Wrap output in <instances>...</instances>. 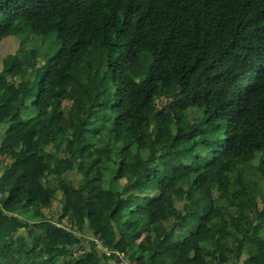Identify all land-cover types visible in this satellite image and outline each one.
<instances>
[{"label":"trees","instance_id":"trees-1","mask_svg":"<svg viewBox=\"0 0 264 264\" xmlns=\"http://www.w3.org/2000/svg\"><path fill=\"white\" fill-rule=\"evenodd\" d=\"M16 29L0 157L29 134L23 158L42 171L0 176V264H264V196L244 186L264 151V0H0V42ZM50 179L57 221L32 215L50 206Z\"/></svg>","mask_w":264,"mask_h":264},{"label":"rangeland","instance_id":"rangeland-1","mask_svg":"<svg viewBox=\"0 0 264 264\" xmlns=\"http://www.w3.org/2000/svg\"><path fill=\"white\" fill-rule=\"evenodd\" d=\"M18 33V30L16 29L15 31V34L11 37H8L6 39H4L3 41L0 42V61H2L4 58H6L8 55H13L16 53V51L18 50L19 48V44H20V39L19 37L16 35ZM50 41H48V43H41V42H38L36 45H38V47L40 48V51L42 54L46 53L47 52V47L50 51V53L52 54L55 49L57 48L56 47V44H55V37L53 36L52 38L49 39ZM31 46H34V43L31 44ZM48 51V52H49ZM43 65V68L38 72V74H36V77H42L47 69H48V65L47 64H42ZM169 100H166V99H162V100H158L157 103H156V107L157 109H165L167 107V105L169 104ZM72 103L71 101H65L63 102L62 104V107L64 109V112L65 114H68L69 112V109L71 107ZM83 118V115L79 116V115H76L73 120L76 122V124H79L81 122ZM1 129H4L1 128ZM29 135H26V138H27V142L26 143H23V138L20 142V144L22 143L23 144V149L21 150L22 152H20V154H18L14 159L16 160L15 161V165L18 166V167H25L27 165V162L29 161L28 160V157H25L23 158V155H27L29 154L31 151H32V144L30 142V139H29ZM29 140V141H28ZM84 150H88V147L86 146L84 148ZM178 150L177 149H172L171 152L174 153ZM19 153V152H18ZM32 156V160H31V163L32 164H35V159L33 158L34 155L31 153L29 157ZM26 158V159H25ZM13 159L9 158V159H6V158H1L0 157V176L2 175V170H4V168H6V166L8 164H10V162H12ZM22 162V163H20ZM261 162H263V164H261ZM176 159L174 157V155H171L169 157H167L166 159H164L162 161V165L166 168V171L168 172L169 175L172 174V171L175 169V166H176ZM253 164H254V167H255V171L257 173L258 176H252L250 177L249 179H246V181L244 182V186L249 189L250 191H252V193H257V192H261V195L264 196V151H262L261 153H257L256 156H255V159L253 160ZM39 171H33V175L34 176H38L39 178ZM93 172H90V171H83L79 174H75V173H72L70 174V178L75 181V184H80V183H85L86 180H88V176L90 174H92ZM52 180L53 179H50L49 181H44V188L46 189H49V190H53L55 192V198L53 199V202H52V205L51 207L47 208V209H37V212L39 214L38 218H44V219H52L54 221H57L58 217L60 216V211H61V198L62 196L59 194L58 192V189L55 188V186H53L51 183H52ZM125 193H135L134 191L131 190V188L128 187V189H125ZM258 201V208L259 210H262L263 209V206H264V202L261 200V196L259 197V199L257 200ZM183 203L185 202H177L175 204V207L178 209V210H181L182 209V205ZM32 212V209L24 212V213H21V216L23 217H26L27 214H31ZM76 218H81L79 214L75 215ZM83 220V219H82ZM63 225L69 229V230H74V227L71 226L68 221L64 222ZM173 225L172 221L168 224H166V227L167 228H170L171 226ZM85 244L84 246L86 247L88 245V242L89 241H94V237L91 235V233H86V236H85ZM98 246L99 249L102 250V253L106 255L105 251L101 248V246L99 245L98 242H95ZM85 249V248H83ZM81 252L83 251H77L73 257L81 254ZM107 256V255H106ZM72 257V258H73ZM71 258V256L69 257H65V258H62V259H59L57 261L56 264H64L66 262L69 263V259Z\"/></svg>","mask_w":264,"mask_h":264},{"label":"crops","instance_id":"crops-1","mask_svg":"<svg viewBox=\"0 0 264 264\" xmlns=\"http://www.w3.org/2000/svg\"><path fill=\"white\" fill-rule=\"evenodd\" d=\"M4 127V129H0V142L4 139V134H5V130H6V126L5 125H2V127L1 128H3ZM26 135H29V134H25V136L24 137H22L23 138V143H26V141H27V138H25L26 137ZM22 138L21 139H19V141L17 142V145H16V147H15V151H14V153L12 154V156H11V159H13L12 160V162H10V164H8L7 166H6V168H4V170H8L9 168H10V165H11V163H15V161L16 160H14V159H16L15 157L18 155V154H20V152H22L21 150L23 149V144L21 143L20 144V142H21V140H22ZM19 152V153H18ZM23 153V152H22ZM25 153V152H24ZM23 153V154H24ZM34 159H35V164H32L31 163V160H32V156L31 157H28V164H30V165H32V167H33V169H32V175H33V171H39L40 173H41V171H42V166H41V164L39 163V160H38V158L36 157V156H34L33 157ZM14 166L16 167V168H18V169H20L18 166H16L15 164H14ZM4 170H2V172H4ZM40 173H39V175H40ZM33 177H35V178H37L38 179V176L36 175V176H34L33 175ZM43 185H44V183H43ZM46 190H48V191H52V192H54L53 190H49V189H47L46 188ZM55 193V192H54ZM60 194V193H59ZM61 195V194H60ZM55 196L56 195H54V197L52 198V200H51V203H50V206L49 207H51V205H52V202H53V199L55 198ZM62 196V195H61ZM48 207V208H49ZM45 209H47V208H45ZM31 215V214H30ZM35 218H38V216H39V214H38V212H37V209H34L33 210V214H32ZM32 223V222H31ZM86 233H89V232H86ZM25 235V232H23V231H20V232H18L17 234H16V239H19L20 237H22V236H24ZM87 248H88V245H87ZM66 263V262H65ZM64 263V264H65Z\"/></svg>","mask_w":264,"mask_h":264},{"label":"built area","instance_id":"built-area-1","mask_svg":"<svg viewBox=\"0 0 264 264\" xmlns=\"http://www.w3.org/2000/svg\"><path fill=\"white\" fill-rule=\"evenodd\" d=\"M67 219L63 220V223L66 222ZM56 224V223H55ZM57 227H64V225L62 224H56ZM67 231H69V229H67ZM95 242H97L96 240H94ZM107 256H109V253L105 252Z\"/></svg>","mask_w":264,"mask_h":264}]
</instances>
